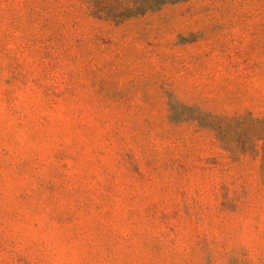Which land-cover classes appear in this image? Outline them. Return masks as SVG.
<instances>
[{"label": "rangeland", "instance_id": "1", "mask_svg": "<svg viewBox=\"0 0 264 264\" xmlns=\"http://www.w3.org/2000/svg\"><path fill=\"white\" fill-rule=\"evenodd\" d=\"M101 16L0 0V264H264V0Z\"/></svg>", "mask_w": 264, "mask_h": 264}, {"label": "trees", "instance_id": "2", "mask_svg": "<svg viewBox=\"0 0 264 264\" xmlns=\"http://www.w3.org/2000/svg\"><path fill=\"white\" fill-rule=\"evenodd\" d=\"M92 15H104L107 21L116 24L127 19L142 16L150 11L162 8L166 4L187 0H84ZM250 125L256 130L260 143L261 165L264 169V118L250 117Z\"/></svg>", "mask_w": 264, "mask_h": 264}]
</instances>
